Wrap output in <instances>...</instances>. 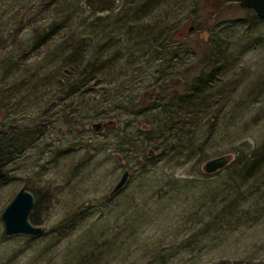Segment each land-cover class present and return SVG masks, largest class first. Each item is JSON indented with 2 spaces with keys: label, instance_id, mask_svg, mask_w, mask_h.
<instances>
[{
  "label": "rangeland",
  "instance_id": "rangeland-1",
  "mask_svg": "<svg viewBox=\"0 0 264 264\" xmlns=\"http://www.w3.org/2000/svg\"><path fill=\"white\" fill-rule=\"evenodd\" d=\"M62 1L57 15L43 6L42 17L10 23L12 0H0V130L13 127L21 142L0 165V215L26 185L33 225L43 229L5 237L0 221V264H264V161L221 191V182L264 157V19L256 23L237 0L164 1L147 23L180 22V41L158 42L156 51L139 43L129 53L123 20L118 48L100 54L106 60L115 51L120 70L94 73L82 95L66 96L57 82L71 70L50 59L56 47L23 48L68 8L79 33L97 19L84 0ZM146 1L102 0L131 11ZM104 28L97 24L90 41L104 39ZM19 52L27 61L14 57ZM218 52L227 71L195 102L183 101ZM123 62H132L126 71ZM221 156L227 167L206 174L205 163ZM125 171L126 185L110 197Z\"/></svg>",
  "mask_w": 264,
  "mask_h": 264
},
{
  "label": "trees",
  "instance_id": "trees-1",
  "mask_svg": "<svg viewBox=\"0 0 264 264\" xmlns=\"http://www.w3.org/2000/svg\"><path fill=\"white\" fill-rule=\"evenodd\" d=\"M62 0H55L51 3L47 4L43 0H12V4L10 5V10L8 11L7 18L9 19L10 23H13L16 18L20 15V19H28L29 21L31 19H37L34 18L36 16L42 17L41 11L47 13H53L56 14L59 13L58 6L64 1ZM167 2L168 0H147L144 4L138 3L137 8H127V5H123L119 9H117V6H110L102 2V0H84L83 2L86 7H88L92 15L91 17L97 18L92 23L90 21H84L81 26H84L80 31V33L76 30H78V25H74L73 17L74 14L69 13L68 10L62 11V18H59L58 20H52L49 22V24H45L43 27H39L35 30V34H30L26 44L23 45V48L25 49L27 46H29L32 41L33 44L38 41V47H42L46 44H52L56 47V50L54 53L51 54L50 58L51 60H58L61 59L64 63L65 67L69 68L68 71H70V75H67L66 77H63V79H60L61 81L57 82L58 85L62 87V89H66L65 95L66 96H72V95H78L83 94L84 91H82L83 88H85L89 82L93 79L94 73L97 72H108V70L111 68V73H114V70H120L117 69V62L120 58L116 57V52L113 51L112 54H110L106 60H104L102 57H100V54L108 49H114L116 50L118 47H116L117 39L120 38V33L118 32L120 27L119 24L123 22V26L127 25L128 29H124L127 35L126 38V49H130L131 51L129 53L134 54L135 49L138 46L139 43H142L141 47H144V49L150 50V47H152L153 51H156L158 48H154V46L160 47L161 45L158 44V42L164 44V41L170 42L172 38L175 40L173 41H180V37H177V35L183 36L181 34L182 27L180 22H176L174 20L168 19L163 22H156L154 24L147 23V18L149 19L151 17L150 13L152 10L157 9L159 7V3ZM222 6V5H220ZM107 13L106 16H96V14H104ZM69 14V16H66ZM255 14V13H254ZM31 15V17H30ZM33 15V18H32ZM5 17V16H2ZM99 17V18H98ZM127 20V21H126ZM254 20L256 23H259L262 21L261 18H258L254 15ZM72 22V23H71ZM76 24V23H75ZM97 24L105 25V28L101 30L105 34L104 39H99L98 37H93V39L90 41V33L93 31V29L96 27ZM80 26V27H81ZM181 27V28H180ZM213 29L215 28L212 26ZM103 28V27H102ZM131 29H136L138 36L141 33H144L148 38L140 39V37L133 36L131 34ZM196 28V26H194ZM213 31V30H212ZM67 32H70V35H67ZM77 32V33H76ZM3 37L5 30L1 32ZM61 35V38L58 36ZM80 34H82L80 36ZM149 34H152V37L149 38ZM212 38L214 37V32L211 33ZM124 34H121V36ZM12 36V35H9ZM57 39V40H56ZM137 40V41H135ZM167 43V42H166ZM212 43V41H211ZM40 45V46H39ZM170 46H164V49H168ZM135 48V49H134ZM22 49V48H21ZM32 49V48H31ZM178 49V48H177ZM60 50V52H59ZM34 51V50H32ZM147 51V54H148ZM170 56L172 58H176L179 54V51H176V49H169L168 50ZM157 56L159 55L158 52H156ZM223 52H218L217 54L214 53V56H217V58L212 59L213 56L209 55L207 57V61L204 63V65L208 64L207 71L208 73L201 72L199 76H197L196 79H194L189 86L187 93L184 95L186 97L183 99V101H189V102H195L197 100V96L203 92H206V90L210 87V84L213 82L214 78H216V72L219 70L225 72L226 69V63L223 60H219V55H222ZM14 57H20L21 61H27L28 56L24 57L21 56L22 53L19 52L18 55L13 54ZM12 64L14 63L13 60L10 58L8 59ZM103 61V62H102ZM229 61V58H228ZM102 62V63H101ZM132 62H123L121 66H123V70L126 71V68L131 64ZM19 64V63H18ZM15 66V64H13ZM119 65V64H118ZM17 67V66H16ZM120 67V65H119ZM113 68V70H112ZM13 69H9L5 72L3 78L4 80H8L9 75L12 73ZM67 71V72H68ZM71 72H73L71 74ZM77 72L78 74L73 77L71 75L75 74ZM119 76L123 74H118ZM109 76V75H108ZM118 76V77H119ZM73 78V79H71ZM80 78V79H78ZM70 82L68 84H63L60 82ZM178 98V97H177ZM175 99V98H174ZM162 100L165 101L166 99L164 96L162 97ZM170 105V104H169ZM149 127V126H147ZM15 131L13 127H9L5 130H0V165L4 160H6V157L10 155L11 153L18 152V146H20V140L18 139V136H14ZM147 147H151L148 145ZM264 161L263 156H257L254 159L253 166H247L245 169L241 168L239 172H235L229 179L227 178V182H221V191H223V186L228 184V181H239L243 182L245 181L246 177L251 173L255 167H257L260 162ZM235 179V180H234ZM237 184V183H235ZM218 187V186H217ZM219 190L216 189L214 192H217ZM117 195V194H116ZM114 195V196H116ZM113 196V197H114ZM30 222L33 224L34 219L33 216H30Z\"/></svg>",
  "mask_w": 264,
  "mask_h": 264
},
{
  "label": "water",
  "instance_id": "water-1",
  "mask_svg": "<svg viewBox=\"0 0 264 264\" xmlns=\"http://www.w3.org/2000/svg\"><path fill=\"white\" fill-rule=\"evenodd\" d=\"M241 9L252 10L258 18L264 19V0H237ZM192 27L189 28V31ZM93 127L98 130L101 125L94 124ZM228 165V161L225 157L221 156L208 160L204 165V172L208 175L215 174ZM6 174L0 167V180L4 179ZM129 178V172L125 171L116 185L111 190L109 196L112 197L121 191L126 185ZM34 197L24 185L16 193L10 203L5 207L0 215V221L3 225V235L5 237L12 236H31L35 237L42 233L43 229L38 226H34L30 222V216L34 208Z\"/></svg>",
  "mask_w": 264,
  "mask_h": 264
}]
</instances>
